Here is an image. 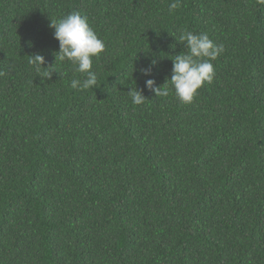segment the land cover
I'll return each instance as SVG.
<instances>
[{
	"label": "trees",
	"instance_id": "16d2710c",
	"mask_svg": "<svg viewBox=\"0 0 264 264\" xmlns=\"http://www.w3.org/2000/svg\"><path fill=\"white\" fill-rule=\"evenodd\" d=\"M171 2L0 0V264H264V2ZM72 12L105 43L91 89L49 27ZM186 31L224 48L191 104L145 86Z\"/></svg>",
	"mask_w": 264,
	"mask_h": 264
},
{
	"label": "clouds",
	"instance_id": "9594fccd",
	"mask_svg": "<svg viewBox=\"0 0 264 264\" xmlns=\"http://www.w3.org/2000/svg\"><path fill=\"white\" fill-rule=\"evenodd\" d=\"M264 2V0H261ZM181 5V0H172L169 4V11L174 12ZM54 29V38L59 42V51L56 53L61 62H70L75 71L85 75L83 80L73 79L70 87L74 90L91 89L97 85V74L93 71V58H99L105 51V43L101 40L90 26L86 16L79 12H72L58 21H52L49 25ZM178 42L188 49L172 59L173 67L171 77L161 87L155 86V81L147 79L145 86L153 91L156 97H167L169 88L167 82L175 91L176 97L183 104L193 103L198 95V90L205 84H211L216 72L212 61L223 53V45H218L209 38L207 34H194L191 31L181 33ZM29 63L37 72L43 68L45 58L37 53L29 57ZM155 61L148 68L139 71L143 76L151 75V68ZM51 76V72L47 73ZM134 105H142L145 97L137 87L130 88L128 92Z\"/></svg>",
	"mask_w": 264,
	"mask_h": 264
}]
</instances>
